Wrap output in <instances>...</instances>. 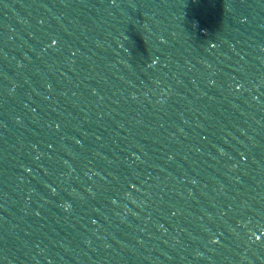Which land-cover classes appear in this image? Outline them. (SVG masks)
<instances>
[{"label":"water","instance_id":"obj_1","mask_svg":"<svg viewBox=\"0 0 264 264\" xmlns=\"http://www.w3.org/2000/svg\"><path fill=\"white\" fill-rule=\"evenodd\" d=\"M0 264H264V0H0Z\"/></svg>","mask_w":264,"mask_h":264},{"label":"clouds","instance_id":"obj_2","mask_svg":"<svg viewBox=\"0 0 264 264\" xmlns=\"http://www.w3.org/2000/svg\"><path fill=\"white\" fill-rule=\"evenodd\" d=\"M257 239H259V237H257Z\"/></svg>","mask_w":264,"mask_h":264}]
</instances>
